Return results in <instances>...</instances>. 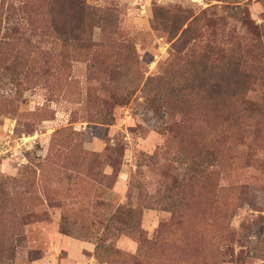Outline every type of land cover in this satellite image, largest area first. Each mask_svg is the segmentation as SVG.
I'll list each match as a JSON object with an SVG mask.
<instances>
[{"label": "rangeland", "instance_id": "374dc122", "mask_svg": "<svg viewBox=\"0 0 264 264\" xmlns=\"http://www.w3.org/2000/svg\"><path fill=\"white\" fill-rule=\"evenodd\" d=\"M0 264H264V0H0Z\"/></svg>", "mask_w": 264, "mask_h": 264}]
</instances>
